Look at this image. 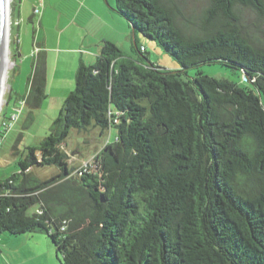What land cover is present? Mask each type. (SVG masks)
I'll return each instance as SVG.
<instances>
[{"label": "trees", "instance_id": "16d2710c", "mask_svg": "<svg viewBox=\"0 0 264 264\" xmlns=\"http://www.w3.org/2000/svg\"><path fill=\"white\" fill-rule=\"evenodd\" d=\"M239 8L264 20V0H211L191 31L172 2L116 0L133 45L104 41L79 66L46 136L0 180V238L45 233L62 264H264V40ZM140 36L178 68L152 62ZM45 65H33L26 105L45 98ZM110 129L95 168L74 174L71 132Z\"/></svg>", "mask_w": 264, "mask_h": 264}, {"label": "rangeland", "instance_id": "374dc122", "mask_svg": "<svg viewBox=\"0 0 264 264\" xmlns=\"http://www.w3.org/2000/svg\"><path fill=\"white\" fill-rule=\"evenodd\" d=\"M107 8L116 10V0H101ZM108 2H111L108 3ZM172 2L179 9L178 24L193 29L198 28L203 12L209 7L211 0H166ZM79 0H10L9 5V60L11 67L5 76L6 90L3 94V104L0 108V126L7 121V128L0 130V179H5L18 170V163L24 159L27 148L37 145L48 133L53 120L58 116L65 99L54 88L67 85L68 78H73L75 88L76 72H72V58L77 56L79 49L77 33V10ZM48 8L45 21L40 25L44 11ZM34 9L38 13L34 15ZM116 12V11H115ZM117 19L124 18L119 13H114ZM238 15L244 28L256 40H264V20H260L258 14L249 8H239ZM31 17L35 18L32 22ZM89 18L87 28L102 27L105 33L111 31V26H97L96 19ZM68 25L64 33L65 26ZM125 26V25H124ZM124 29V28H123ZM128 42H122L125 53L131 49L132 29L127 26ZM143 45L149 53L150 60L162 68L177 69L178 63L164 49L153 41L140 36ZM121 45V44H120ZM126 45V46H124ZM66 49L69 53H61L59 62L56 52ZM42 52L38 55V52ZM44 51V52H43ZM56 51V52H55ZM35 54V55H34ZM48 54L49 87L45 98L38 106L26 105L22 99L26 97L31 87L33 65L37 61H45ZM46 66V65H45ZM202 72L215 78L237 80V75L219 65H207L202 67ZM75 73V74H74ZM194 76L197 71H189ZM72 90V91H73ZM45 92V89H44ZM15 108L21 110L16 121H9ZM6 130V131H5ZM116 139V130L110 129L103 136L95 131L79 133L73 130L67 140V151L70 157V166L75 168L74 174L81 168H95V156L106 143H113ZM14 154V155H12ZM95 155V156H94ZM12 158V160L6 158ZM11 161V162H10ZM34 173L42 180L48 179L58 173L56 168H37ZM33 238H44L49 244L48 249L43 248L37 239L25 242L24 237L16 239H0V264L4 259L12 261L13 264H62L57 256L52 241L45 233L32 235ZM33 243V245H31ZM53 245V246H51ZM3 258V259H2ZM57 258V259H56Z\"/></svg>", "mask_w": 264, "mask_h": 264}, {"label": "crops", "instance_id": "0c3cea01", "mask_svg": "<svg viewBox=\"0 0 264 264\" xmlns=\"http://www.w3.org/2000/svg\"><path fill=\"white\" fill-rule=\"evenodd\" d=\"M80 6L79 9L77 10V19L79 20L77 22V33L75 34V37L78 39L79 43V49L77 52V56H73L72 58V72H76L77 68L81 64L85 65H93L96 61V57L101 49V46L104 41H110L114 44H116L119 48H122V42H128V33L126 32L127 29V24L123 22L121 19H117L114 15L116 13L114 9L112 8H107L105 4L101 0H79ZM111 4V2H108ZM35 10V9H34ZM48 14V8L44 11L42 14L41 20H40V25L45 21L46 15ZM35 15V13H34ZM36 16V15H35ZM91 17L93 19H96V25L97 26H106L109 24L112 28L111 31L108 33H105L104 29L102 27L101 30L99 28H87L88 23H89V18ZM32 22H35V18L31 17ZM68 23L65 28H64V33L66 32V29L68 28ZM125 25V26H124ZM89 27V26H88ZM124 28V29H123ZM121 44V45H120ZM126 46V45H124ZM44 52V51H43ZM56 52V51H55ZM41 51L38 52V55H41ZM61 53L65 54V57L68 56L67 54L69 53L66 49H61L56 52V57L58 56L57 61L59 62ZM35 55V54H34ZM70 58L69 56L67 59ZM45 64H46V85H45V94L48 92L47 89L49 87V75H48V54H46L45 57ZM75 74V73H74ZM73 78H68L69 82L67 85L60 86L57 88H54L56 92H59L60 96H62V99H66L67 96L69 95L70 92L73 90L74 86V81ZM97 135L99 134V131H95ZM103 136V135H102ZM14 155V154H12ZM9 160H12V158H6ZM11 162V161H10ZM1 180V179H0ZM40 234V233H37ZM32 235L35 234H24L16 237H7L3 236L8 239H16L19 237H24L23 240L25 242H30L33 238ZM2 237V238H3ZM1 239V238H0ZM34 240L37 239V242L42 244L43 248L46 250L48 249L49 244L45 242L44 238H33ZM33 245V243L31 244ZM53 246V245H51ZM54 247V246H53ZM55 250V248H54ZM2 254V252H0ZM3 259V258H2ZM57 259V258H56ZM4 264H13L12 261L8 259H4Z\"/></svg>", "mask_w": 264, "mask_h": 264}, {"label": "bare ground", "instance_id": "6f19581e", "mask_svg": "<svg viewBox=\"0 0 264 264\" xmlns=\"http://www.w3.org/2000/svg\"><path fill=\"white\" fill-rule=\"evenodd\" d=\"M2 3V12H3V37H2V46L0 54V108L3 104V94L6 90L5 86V76L7 70L11 67L9 60V5L10 0H1Z\"/></svg>", "mask_w": 264, "mask_h": 264}, {"label": "water", "instance_id": "95a60500", "mask_svg": "<svg viewBox=\"0 0 264 264\" xmlns=\"http://www.w3.org/2000/svg\"><path fill=\"white\" fill-rule=\"evenodd\" d=\"M2 37H3V12H2V3L0 0V54L2 46Z\"/></svg>", "mask_w": 264, "mask_h": 264}, {"label": "built area", "instance_id": "2783aa9c", "mask_svg": "<svg viewBox=\"0 0 264 264\" xmlns=\"http://www.w3.org/2000/svg\"><path fill=\"white\" fill-rule=\"evenodd\" d=\"M34 13L37 14L38 13V10L35 9ZM20 112H21V110L19 108H15L14 112L11 115L10 121L11 122L16 121L19 118Z\"/></svg>", "mask_w": 264, "mask_h": 264}]
</instances>
